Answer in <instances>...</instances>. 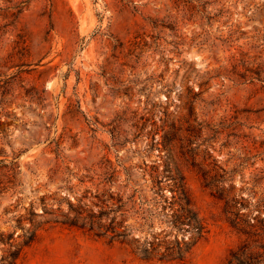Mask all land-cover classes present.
<instances>
[{
  "label": "rangeland",
  "instance_id": "rangeland-1",
  "mask_svg": "<svg viewBox=\"0 0 264 264\" xmlns=\"http://www.w3.org/2000/svg\"><path fill=\"white\" fill-rule=\"evenodd\" d=\"M156 167L207 228L184 261L104 233L108 188L150 192ZM244 243L264 264V0H0V264H227Z\"/></svg>",
  "mask_w": 264,
  "mask_h": 264
},
{
  "label": "trees",
  "instance_id": "trees-1",
  "mask_svg": "<svg viewBox=\"0 0 264 264\" xmlns=\"http://www.w3.org/2000/svg\"><path fill=\"white\" fill-rule=\"evenodd\" d=\"M127 175L129 181L133 174L128 171ZM151 177L153 185L150 192L128 181L124 185L125 190L117 192L108 188L104 199L106 208L103 215L108 218V222L102 225L104 233L111 240L128 244L144 259L184 261L205 237L206 225L194 207L181 171L173 172L168 168L159 171L156 167ZM166 188L170 194L166 193ZM158 224L160 229L156 230ZM20 251V248L9 250L2 257L3 264H15ZM260 262L248 243H244L231 252L227 264Z\"/></svg>",
  "mask_w": 264,
  "mask_h": 264
}]
</instances>
